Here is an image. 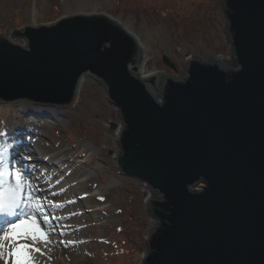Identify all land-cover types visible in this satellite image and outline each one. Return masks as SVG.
<instances>
[{
	"label": "water",
	"instance_id": "obj_1",
	"mask_svg": "<svg viewBox=\"0 0 264 264\" xmlns=\"http://www.w3.org/2000/svg\"><path fill=\"white\" fill-rule=\"evenodd\" d=\"M218 1L230 56L187 58L183 79L142 75L118 17L0 34V104L70 108L89 76L117 108V170L149 191L138 264H264V0Z\"/></svg>",
	"mask_w": 264,
	"mask_h": 264
},
{
	"label": "rangeland",
	"instance_id": "obj_2",
	"mask_svg": "<svg viewBox=\"0 0 264 264\" xmlns=\"http://www.w3.org/2000/svg\"><path fill=\"white\" fill-rule=\"evenodd\" d=\"M99 5L104 0H90ZM172 1V2H171ZM109 0L106 10L109 16L133 30L145 48L144 65L140 72H163L183 79L186 76L184 62L187 58L198 57L227 58L230 46L226 43L224 16L218 0ZM62 0L60 5L62 6ZM153 2L157 6H153ZM23 3L30 11H40L39 22L52 21L63 17L62 10L47 5L45 0H0V34L9 37L12 29L32 25L24 18ZM160 4V7H159ZM36 8L34 9V7ZM152 5V6H151ZM22 6V7H21ZM159 9H164L163 12ZM184 16V17H183ZM20 42V41H18ZM21 43V42H20ZM166 58L173 64L175 72L163 63ZM78 99L70 108L44 107L30 102L0 104V129L16 142L11 127L16 124L21 114L38 115L43 112H62L71 117L60 121H49L47 143L57 144L65 151L70 166H62L69 177L76 182L86 184L89 190L85 200L96 197L106 198L98 204H73L70 210L80 212L74 223L83 225L78 236L89 239L88 247H71L74 252L59 257L62 264H124L125 256L116 253L119 245L132 239L134 260L136 264L146 251L145 236L152 226L146 215L144 202L149 191L144 183L123 176L117 170L116 157L120 154L116 142L117 132L111 130V124L119 125L117 108L110 105L105 90L94 78L85 76ZM31 105L32 108L26 107ZM70 135L72 139L69 138ZM118 154V155H117ZM87 165L82 166V164ZM92 207L91 210L89 208ZM80 209V210H78ZM51 216V215H50ZM72 220L68 221L70 223ZM88 221L86 223H88ZM47 231H52L53 240L59 239L66 246L65 240L73 238L59 234L58 226L49 224ZM39 245L54 250L45 243ZM34 264H57L49 262L38 253L33 254ZM39 261V262H38Z\"/></svg>",
	"mask_w": 264,
	"mask_h": 264
},
{
	"label": "bare ground",
	"instance_id": "obj_3",
	"mask_svg": "<svg viewBox=\"0 0 264 264\" xmlns=\"http://www.w3.org/2000/svg\"><path fill=\"white\" fill-rule=\"evenodd\" d=\"M17 2L19 0H16ZM61 0H45L47 5H51L53 8H61L63 17L67 18V16H75L78 14H93V15H101L104 14L109 16L104 10H106L107 6L105 5L107 1L104 0L99 5H93L90 0H62V6L60 5ZM24 18L33 24L39 22L40 11L36 9V13L30 11L27 8L26 3H23ZM21 6V7H22ZM35 6V5H34ZM36 6L34 7V9ZM119 23L126 27L125 24ZM127 28V27H126ZM144 53L147 50L142 46ZM149 75L159 76L161 73L151 72ZM147 75L146 77H149ZM81 84V88H82ZM81 91V90H80ZM28 108H32L31 105H26ZM70 118L71 116L62 112H43L38 113V115H33L30 113L21 114L18 118L19 120L13 125L11 128V133L16 139L14 152V159L16 161V167L25 173L28 180L32 184V186L37 189L36 195L38 197L43 198V202L45 204V208L47 213H50V224H55L58 226L57 232L59 234L67 236L73 235V238H68L65 240L66 246L62 245V241L59 239H52L48 236V240L50 243H47L51 248H55L54 250L46 249L39 245L40 242H37L36 247L41 249V252L44 254L41 257L46 258L49 262H55L57 264H62L61 261H57L59 257H65L66 254L72 253L75 249H70L71 247L84 246V248L88 247L89 239L84 236L79 237L78 232L81 231L83 225H90V222L82 225L80 223H74L77 216L80 212H87L83 208L80 212L75 210H70V206L77 203H82L83 201L89 202L90 204H98L101 203L102 200L106 198H88L85 200L84 193L86 194L89 190L85 187L86 184L81 182H76L72 178L69 177V174L62 169V166H70L71 161L66 158L65 151L62 147H59L57 144H48L47 143V127L49 125V121L60 119ZM118 132V131H116ZM118 155V154H117ZM25 157H30L31 159H25ZM87 163H83L82 166L85 167ZM52 202L53 204L61 205L60 208H53L48 202ZM92 207L89 208L91 210ZM51 217H55L52 219ZM38 220H41V227L44 228L42 219L38 216ZM68 222V221H70ZM3 225H0L2 227ZM48 228V227H47ZM46 228V229H47ZM45 229V230H46ZM47 231V230H46ZM51 234L52 231H47ZM29 243H31L29 241ZM37 261V258L34 259ZM39 262V261H38ZM0 264H3V261H0ZM39 264V263H38Z\"/></svg>",
	"mask_w": 264,
	"mask_h": 264
},
{
	"label": "snow or ice",
	"instance_id": "obj_4",
	"mask_svg": "<svg viewBox=\"0 0 264 264\" xmlns=\"http://www.w3.org/2000/svg\"><path fill=\"white\" fill-rule=\"evenodd\" d=\"M14 148V140L0 130V225H3L0 227V261L3 264H34L33 254H44L36 247L37 242L50 243L45 230L50 224V213H47L43 198L36 195L37 189L16 167ZM48 203L53 208L61 207Z\"/></svg>",
	"mask_w": 264,
	"mask_h": 264
},
{
	"label": "trees",
	"instance_id": "obj_5",
	"mask_svg": "<svg viewBox=\"0 0 264 264\" xmlns=\"http://www.w3.org/2000/svg\"><path fill=\"white\" fill-rule=\"evenodd\" d=\"M182 2H184V0H181L179 3H182ZM153 6H157V4H155V2H153ZM159 7H160V4H159ZM159 10L163 12L164 9H159ZM67 136H69V138L72 139V137L69 134ZM130 240H132V239L129 238V239H127V242L125 244L119 245V249L116 251V253H120L126 257L125 260H123L124 264H136V260L133 261V259H134L133 253L134 252L132 251V244L129 243Z\"/></svg>",
	"mask_w": 264,
	"mask_h": 264
}]
</instances>
